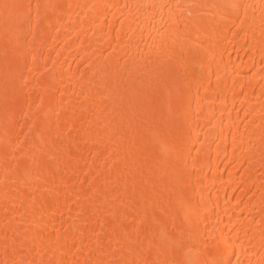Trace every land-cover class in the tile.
<instances>
[{
	"label": "bare ground",
	"instance_id": "bare-ground-1",
	"mask_svg": "<svg viewBox=\"0 0 264 264\" xmlns=\"http://www.w3.org/2000/svg\"><path fill=\"white\" fill-rule=\"evenodd\" d=\"M229 261L264 264V0H0V264Z\"/></svg>",
	"mask_w": 264,
	"mask_h": 264
},
{
	"label": "snow or ice",
	"instance_id": "snow-or-ice-1",
	"mask_svg": "<svg viewBox=\"0 0 264 264\" xmlns=\"http://www.w3.org/2000/svg\"><path fill=\"white\" fill-rule=\"evenodd\" d=\"M4 7L7 9V8H9V7H11V6H10V5H7V4H5V5H4ZM228 264H231V262L229 261V262H228Z\"/></svg>",
	"mask_w": 264,
	"mask_h": 264
}]
</instances>
